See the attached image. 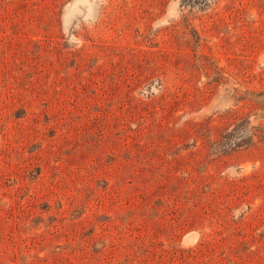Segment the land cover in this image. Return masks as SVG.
<instances>
[{
    "label": "rangeland",
    "instance_id": "rangeland-1",
    "mask_svg": "<svg viewBox=\"0 0 264 264\" xmlns=\"http://www.w3.org/2000/svg\"><path fill=\"white\" fill-rule=\"evenodd\" d=\"M0 264H264V0H0Z\"/></svg>",
    "mask_w": 264,
    "mask_h": 264
}]
</instances>
